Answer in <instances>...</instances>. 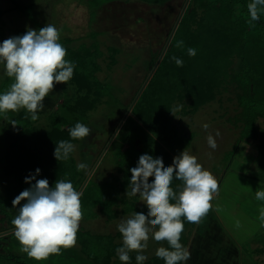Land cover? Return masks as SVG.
Wrapping results in <instances>:
<instances>
[{
    "label": "rangeland",
    "instance_id": "obj_1",
    "mask_svg": "<svg viewBox=\"0 0 264 264\" xmlns=\"http://www.w3.org/2000/svg\"><path fill=\"white\" fill-rule=\"evenodd\" d=\"M185 2L186 0H171L163 5L153 6L140 1L125 3L100 0L98 5H93L95 3L93 0H0V8L4 10L0 23L1 41L15 36L16 31L26 32L29 28L39 30L46 24H52L60 32V38H72L76 46L80 44L91 46L95 42L103 51V56L99 58L101 70L98 72V77L114 97L111 96V105L106 104L105 99L107 98H104L99 101L94 109L90 110L88 105L94 96L90 91L79 86L72 76L67 84L55 85L52 92L44 99L45 107L43 111L37 113L39 117L37 120L33 121L31 113L27 112L26 109H20L16 112L18 119L16 126L10 132H14L11 141L16 140L14 144L17 145L20 143L18 139L25 138L28 133L33 134L35 140L38 139L39 135L43 138L51 135L54 136L53 138H59L63 131L66 134L69 133L77 115L83 112L87 117L85 125L91 131L87 137L74 143L75 150L72 156L75 158V167L71 168V171L76 170L79 163H85L87 168L81 171L88 176L95 168L92 177L96 182H102L114 175H120L115 160L116 149L111 148L109 150L111 144L106 150L105 148L126 113L121 112L123 105H131L136 92L141 89L150 74L146 62L150 60L152 53L164 48ZM16 4L23 7L33 4L34 7L31 13H28L15 7ZM95 35L97 36L94 38ZM110 47L118 49L115 55V64L111 63V52L108 50ZM6 76L5 66L0 63V94L8 91L14 82V78H12L9 84L5 85ZM237 92L233 86L228 85L225 90L221 91L216 100L205 104L193 114H183V104L175 103L174 124H176L181 135L186 138L191 136L188 146L184 149L194 155L197 162L205 170L210 171L219 184L216 197L210 201L211 209L200 221V229H196L198 227L196 225L193 234L190 236L187 247L190 252V259L182 262V264H205V261H200L199 254L211 257L221 255L218 258V264H264V227H261L259 219L260 210L264 208V201L255 198V191L264 190V184L252 180L249 177L251 175L249 170L246 173H240L233 168L237 160L250 158L249 153L251 156L257 157L254 146L246 142H242L235 155L232 156L240 132V127L234 124V117L240 111ZM205 123L210 125L207 131L202 127ZM259 125L264 128V122L261 120ZM6 127L0 123V157L3 148H5L3 133ZM216 131H219L220 136L215 135ZM208 134H212L216 139L218 147L215 150L210 148L207 143ZM45 141L43 140V151L46 155L51 156L50 172L48 173L52 174L58 166L62 169L63 167L66 168L68 159L57 161L54 157L56 143L59 141H46V143ZM27 144L24 147H15L12 152L19 154L17 159L21 160L20 165H18L21 170L24 168L25 161L31 164V160L34 158L29 151L30 146ZM127 146L124 144L123 150ZM160 147L155 158L161 156L163 161H170L171 163L173 158L184 150L175 153V150L165 142H160ZM104 150L105 153L103 154ZM102 155L103 157H101ZM170 165L168 164V166ZM62 172H66V174ZM62 172L58 174V180L68 182L67 170L64 171L63 169ZM38 177L47 179L48 182L52 181L50 175H37L36 179ZM22 178L19 181L16 175L5 173L4 167H1L0 164L1 206L4 205V198L8 194L15 198L19 189L23 191L31 187V184L25 183L26 177L22 176ZM54 185L55 182L49 184V187H54ZM171 185L173 191L178 194L179 189L173 188V182ZM170 202L175 203L176 201ZM22 203L24 204L26 201H22ZM122 206L124 205L122 204L118 208L119 215L114 219L107 218L99 211V207L95 208V215L91 216L90 212L87 213V216L80 221L78 229L91 235H103L107 238L105 241L111 238L116 249L122 247L123 238L118 230L120 222L130 218L135 212H143L145 215L148 212L147 206L140 197L129 211L122 212ZM236 211L241 214L242 222L247 226L244 231L236 228L237 222H240ZM218 215L228 227V232L238 239L237 243L240 249L237 256L239 254V258L234 262L228 261L226 258V254H228L226 249L220 253V247L210 244L211 242L208 240L210 237L202 240V236L194 235L197 230L198 234H207L214 227L213 229L219 237L220 232L217 224L213 221L214 217ZM3 218L0 215V233L10 229V225L3 221ZM155 230H158V226L149 232L147 248L140 253L147 257L143 264H165L162 258L156 256V251L159 247L172 250L167 241L157 242L154 240L153 232ZM184 233L187 234L186 231ZM180 243L182 244L181 239ZM2 246L5 248L3 249ZM227 247L229 248V246ZM20 249L21 245L14 233L1 238L0 254L2 256H0V264H16L7 260L6 255L10 253L22 257L18 264H95L94 261H89L86 255H83L78 247L77 239L75 246L61 248L59 255H50L47 259L40 261L28 257ZM116 249L111 254L110 264H124L119 260ZM137 254L135 251L129 253L128 264H137Z\"/></svg>",
    "mask_w": 264,
    "mask_h": 264
},
{
    "label": "trees",
    "instance_id": "obj_2",
    "mask_svg": "<svg viewBox=\"0 0 264 264\" xmlns=\"http://www.w3.org/2000/svg\"><path fill=\"white\" fill-rule=\"evenodd\" d=\"M93 1L95 2L93 5H98L100 0ZM105 1L125 3L140 1L156 6L171 0ZM251 2L252 0H190L160 64L135 103L132 114L128 116L111 143L109 150L116 149L115 160L120 175H114L102 182L94 181L93 177L89 180L81 193L82 213L85 214L83 217H86L89 212L91 216H94V210L97 207L109 219L119 215L118 208L122 204L124 205L122 212L132 209L139 195L129 197L126 192L130 191L128 189L132 175L130 169L137 166L139 157L148 154L155 158V154L161 148L160 142L169 144L175 153H179L178 151L187 147L191 140V136L186 138L181 135L174 124L175 103L183 104V114L196 113L205 104L216 100L228 85L233 86L236 92L238 91L236 94L240 108L234 117V124L240 127V132L232 156L242 142L254 146L257 157L249 169L251 174L249 177L264 184V128L259 125L260 120L264 122V12H261L259 21L249 24L251 18L247 5ZM15 7L23 12L31 13L34 5L24 6L26 7L24 8L16 4ZM3 15L4 10L0 8V23ZM24 33L25 31H16L15 36ZM3 41L0 39V43ZM179 41H183L181 47H177ZM58 42L67 51L65 59L75 64L74 80L94 96L88 109H94L104 98H107L106 104L111 105L112 92L98 77V72L101 70L99 58L103 56V51L98 45L94 42L91 46L86 44L76 46L74 39L68 37L60 38ZM189 48L196 49L194 57L188 55ZM108 50L111 52V63L115 64L118 49L110 47ZM162 50L163 48L151 54L150 60L146 62L148 72H151L155 66ZM173 56L181 59L183 65L177 66L172 59ZM11 79L6 76L4 84H9ZM128 108L129 105H123L121 112L124 114ZM17 119L16 112L0 113V123L7 126L3 133L5 148L0 157V164L4 167L5 173L16 175L17 180L21 181L22 176L25 178L30 174L35 175L36 169L39 168L41 170L39 175H50L52 181L50 180L49 184H52L59 179L58 174L66 169L68 182H71L74 189L78 191L87 174L78 169L71 171V168L75 167L73 152L69 155L66 168L62 169L58 166L52 174L48 173L51 156L43 151V140L50 142L65 140L74 144L80 139H73L69 133L66 134L63 131L59 138H53V135L43 138L39 135L35 140L33 134L28 133L25 138L18 139L20 143L16 145L14 144L16 140L11 141L14 132H10L13 128L11 122L13 120L16 122ZM77 122L85 125L86 114L80 112L71 128ZM26 143L30 146L29 151L34 158L31 157V164L25 161L24 168L21 170L18 166L21 160L17 159L19 154L12 152L15 147H24ZM124 144L128 146L123 150ZM165 162L170 161H163L165 167L171 163ZM39 179L41 178L38 177L37 180ZM153 179L150 177L149 182ZM172 182L173 188L176 187L180 191L182 181L174 175ZM32 183L35 182L32 181ZM21 190L17 191V196L22 192ZM5 197L4 205H0V213L4 216L3 221L7 222L12 229L15 228L12 220L19 214V207L23 203L21 201V205L13 207L14 197L10 194ZM181 220L184 223L183 232H187V234L182 232L181 242L187 248L196 223H190L184 217H181ZM76 239L79 249L89 261H94L95 264H110L111 254L116 249L111 238L105 241L107 238L103 235H91L78 229ZM111 251L113 252L109 253ZM6 258L10 263L18 264L22 257L10 253L6 255Z\"/></svg>",
    "mask_w": 264,
    "mask_h": 264
},
{
    "label": "clouds",
    "instance_id": "obj_3",
    "mask_svg": "<svg viewBox=\"0 0 264 264\" xmlns=\"http://www.w3.org/2000/svg\"><path fill=\"white\" fill-rule=\"evenodd\" d=\"M250 14L249 24L260 20L264 12V0H252L247 5ZM60 32L52 24H46L39 30L28 29L23 35L12 36L0 43V63L5 66V74L14 78L8 91L0 94V113L17 112L26 109L31 119L37 120L38 112L44 110V99L56 84L65 83L72 78L75 64L65 59L67 51L59 43ZM183 41L177 43L181 47ZM188 55L194 57L196 49L189 48ZM177 66L183 61L172 57ZM175 111V109L173 110ZM13 127L16 122H11ZM207 131V123L203 126ZM90 128L77 122L69 129L73 139H83L90 134ZM220 136L219 131L215 134ZM207 143L215 150L218 145L212 134H208ZM75 145L69 141L56 143L54 157L57 161L67 160ZM211 155V154H209ZM85 163L77 165L78 170L86 169ZM35 175L25 178L31 187L23 190L13 201V207H19V214L12 220L14 235L21 245V251L37 261L50 255H59L61 248L73 247L79 223L83 218L81 193L74 189L71 182L57 180L49 187L47 179H36ZM132 175L126 195L137 194L147 206L148 212H135L130 218L122 220L118 230L122 234L123 246L116 249L119 260L128 264L129 253L137 252V264H143L147 257L142 253L147 248L149 232L157 242L167 241L172 250L159 247L156 256L165 264H181L190 259V252L181 243L184 223L181 217L190 223H200L209 212L213 194L219 190V184L213 174L197 162L189 151L183 150L173 158L170 166L165 167L162 157L153 158L143 154L136 167L130 169ZM182 181L179 193L170 187L173 177ZM154 179L149 182V178ZM36 182L33 184L32 181ZM255 198L264 201V190H256ZM175 200V203L170 201ZM259 219L264 227V208ZM238 223V222H237ZM151 226V227H150Z\"/></svg>",
    "mask_w": 264,
    "mask_h": 264
},
{
    "label": "crops",
    "instance_id": "obj_4",
    "mask_svg": "<svg viewBox=\"0 0 264 264\" xmlns=\"http://www.w3.org/2000/svg\"><path fill=\"white\" fill-rule=\"evenodd\" d=\"M244 145H246V144H244ZM249 156H250V158H241V159L237 158L239 160H237L236 163H234V167H233L234 170H236L240 173H243V172L246 173L250 169V167L253 165L254 160L256 158L255 155L251 156L250 153H249ZM216 195H217V193L213 194V198L216 197ZM237 213L239 215L238 220L240 222H238V226H236V228L244 231L247 228V226L242 222L243 217L241 216V214L239 212H237ZM213 221L215 222V224H217L218 231L220 232L219 237H217L216 231H215V229H213L214 227L211 228V230L209 231L210 233L207 232V234L199 235L198 230L200 229L199 228L200 223L196 224L198 227L197 228L195 227V228L198 230L194 233V235L195 236H202L203 237V238H201L202 240L206 239L207 237H210V238H208V240L211 242L210 244L217 246V247H220L221 248L220 253L223 252V249H226L228 251V254H226V258H228V261L234 262L237 258H239L238 257L239 254L237 256V253L239 252L238 250L240 249L239 244L237 243L238 239L236 237H234L232 235V233L228 232V227L225 225V222L223 221L221 216H219V215L217 217L215 216ZM248 224H250V223L248 222ZM227 232L230 234L228 235ZM227 246H229V248ZM195 254L198 255V253H195ZM199 255H200V259H201L200 261H205V264H218V258L221 257V255H219V254L214 256V257L208 256V255L201 256V254H199ZM206 257H207V259H205Z\"/></svg>",
    "mask_w": 264,
    "mask_h": 264
},
{
    "label": "water",
    "instance_id": "obj_5",
    "mask_svg": "<svg viewBox=\"0 0 264 264\" xmlns=\"http://www.w3.org/2000/svg\"><path fill=\"white\" fill-rule=\"evenodd\" d=\"M189 2H190V0H186V2H185V4H184V7H183V9H182V11H181V13H180V15H179V17H178V19H177V21H176V23H175V25H174L172 31H171V33L169 34L168 40H167V42H166V44H165V46H164V48H163V50H162V53H161L159 59L157 60L155 66H154L153 69L151 70V72H150L149 76L147 77L145 83L143 84V86L141 87V89L139 90V92L137 93V95H136V97L134 98L133 102L131 103V105H130L129 108L127 109L126 113L124 114V116H123L122 120L120 121V123H119L117 129L115 130V132L113 133V135H112L110 141L108 142V144H107L105 150H106V149L110 146V144L113 142L114 138L116 137L117 133L119 132V130H120L121 127L123 126L124 122L126 121V119L128 118V116L131 114L132 109H133L135 103L137 102V100H138V98L140 97L141 93H142L143 90L145 89L147 83H148L149 80L151 79V77H152V75L154 74L156 68H157L158 65L160 64V62H161V60H162V58H163V56H164V54H165V52H166V50H167V48H168V46H169V44H170L172 38H173V35H174V33H175V31H176V29H177V27H178V25H179V23H180V21H181V18H182V16H183V14H184V12H185V10H186V8H187ZM105 150H104L103 154L105 153ZM101 157H103V155H102ZM99 161H100V160H99ZM99 161H98V162H99ZM94 171H95V168H94V169L88 174V176L86 177V179H85V181L83 182L82 186H81L80 189L78 190L79 193H82V192H83V190H84V188L86 187L87 183H88L89 180L91 179V177H92ZM14 231H15V228L9 229V230L4 231V232H1V233H0V237H1V236H4V235H7V234L14 233Z\"/></svg>",
    "mask_w": 264,
    "mask_h": 264
},
{
    "label": "flooded vegetation",
    "instance_id": "obj_6",
    "mask_svg": "<svg viewBox=\"0 0 264 264\" xmlns=\"http://www.w3.org/2000/svg\"><path fill=\"white\" fill-rule=\"evenodd\" d=\"M0 215H2V214L0 213ZM2 217H4V216L2 215ZM0 220H1V219H0ZM11 234H12V233H11ZM11 234H7V235H4V236H1L0 239L3 238V237L9 236V235H11ZM2 247H3V246H2ZM4 248H5V247H3V249H4Z\"/></svg>",
    "mask_w": 264,
    "mask_h": 264
}]
</instances>
